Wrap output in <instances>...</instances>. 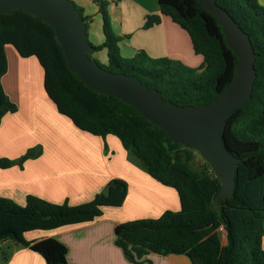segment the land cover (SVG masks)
I'll return each instance as SVG.
<instances>
[{
  "label": "trees",
  "instance_id": "trees-1",
  "mask_svg": "<svg viewBox=\"0 0 264 264\" xmlns=\"http://www.w3.org/2000/svg\"><path fill=\"white\" fill-rule=\"evenodd\" d=\"M93 2L101 13L104 40L93 44L87 38L91 52L104 47L107 64L102 67L136 76L148 88H156L163 100L182 105L206 103L235 76L237 57L226 43L216 17L198 0H157L160 13L188 33L193 51L202 56L198 67L169 57H151L142 49L131 57L122 56L117 44L119 36L110 28L108 0ZM216 3L248 34L257 54L251 96L230 111L222 126L226 148L241 160L234 171L232 194L219 200L215 196L221 181L209 164L203 160L198 167L192 166L196 150L172 142L130 104L89 88L69 70L49 23L22 9L0 13V121L6 112L17 108L1 83L7 71L4 46L10 44L20 56L37 58L43 70V88L59 113L93 135L117 136L129 161L176 190L178 210L166 209L155 218H136L115 225L114 242L134 264L150 263L146 255L151 252L185 254L191 264H264V5L257 0ZM74 6L80 10L87 33L88 19L80 7ZM159 19V14H149L143 27ZM91 52L88 57L93 59ZM41 152V146L36 145L16 159L0 157V167L21 166ZM107 184L108 195L100 191L75 205L31 194L20 205L0 196V241L8 238L28 247L39 253L45 264H71L66 258V246L56 238L27 240L24 233L91 221L103 213L104 206H120L127 193L126 181L112 178ZM7 257L4 253L3 264Z\"/></svg>",
  "mask_w": 264,
  "mask_h": 264
},
{
  "label": "crops",
  "instance_id": "crops-1",
  "mask_svg": "<svg viewBox=\"0 0 264 264\" xmlns=\"http://www.w3.org/2000/svg\"><path fill=\"white\" fill-rule=\"evenodd\" d=\"M72 1L82 4L80 8L88 19L87 38L101 44L104 35L97 4L93 0ZM107 11L112 19L109 18L110 28L119 36L117 44L122 56L131 57L142 49L151 57H169L192 66L202 64V56L193 51L188 33L160 13L157 0H108ZM149 14H159L160 19L145 28ZM4 50L7 71L1 83L17 108L1 118L0 157L16 159L36 145L42 152L21 166L0 167V196L20 205L28 194L75 205L90 200L112 178L127 183L120 206H104L103 213L91 221L26 231L25 239L56 238L66 246V258L71 264H134L114 242L115 225L136 218H155L166 209L178 210L176 190L129 161L117 136L93 135L59 113L45 93L43 70L35 56L22 57L10 44ZM225 242L222 234L221 243ZM4 253L8 254L4 264H45L39 253L8 238L0 241V264ZM146 258L151 262L144 264H191L185 254L151 252Z\"/></svg>",
  "mask_w": 264,
  "mask_h": 264
},
{
  "label": "water",
  "instance_id": "water-1",
  "mask_svg": "<svg viewBox=\"0 0 264 264\" xmlns=\"http://www.w3.org/2000/svg\"><path fill=\"white\" fill-rule=\"evenodd\" d=\"M213 14L224 38L237 57L235 76L216 98L206 103L177 104L163 100L156 88H148L132 74L114 72L88 57L92 46L86 24L71 0H0V13L22 9L49 23L62 48L69 70L89 88L130 104L151 123L159 126L174 143L196 150L209 164L221 187L216 200L230 196L234 171L240 158L225 146L222 126L231 110L247 101L256 77L251 40L216 0H198ZM109 184L101 192L109 193Z\"/></svg>",
  "mask_w": 264,
  "mask_h": 264
},
{
  "label": "rangeland",
  "instance_id": "rangeland-1",
  "mask_svg": "<svg viewBox=\"0 0 264 264\" xmlns=\"http://www.w3.org/2000/svg\"><path fill=\"white\" fill-rule=\"evenodd\" d=\"M260 4L264 5V0H257ZM75 5H77L78 7H80V5H82L80 2L78 3H75ZM108 5V3H107ZM107 8V6H106ZM82 13H83V10H82ZM108 13V11H107ZM108 16H109V13H108ZM110 18V16H109ZM110 20H112L110 18ZM111 22V21H110ZM89 40V39H88ZM90 41V40H89ZM91 56L92 58L97 61V63L99 65H106L107 64V60H106V50L104 47H102L101 49L97 50V51H93L91 52ZM187 66H191V67H198V66H192V65H188V64H185ZM197 152V151H196ZM204 160V158L197 152L195 153V159H194V162H193V166L194 167H198L200 164H202V161ZM221 237H222V234H224V230L221 228Z\"/></svg>",
  "mask_w": 264,
  "mask_h": 264
}]
</instances>
